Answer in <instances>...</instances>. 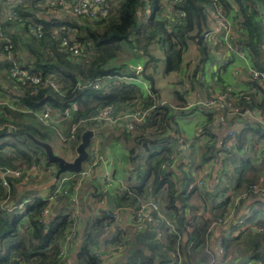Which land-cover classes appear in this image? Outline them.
I'll use <instances>...</instances> for the list:
<instances>
[{
    "label": "trees",
    "instance_id": "1",
    "mask_svg": "<svg viewBox=\"0 0 264 264\" xmlns=\"http://www.w3.org/2000/svg\"><path fill=\"white\" fill-rule=\"evenodd\" d=\"M67 1L73 2V0ZM34 2L36 1L34 0L29 4L31 8H37ZM103 2L107 7V15L103 19H93L90 22L91 24H88V19L85 17L75 18V20L38 17L32 12H28L29 10L26 7L20 5L16 7V11L24 20L23 25L16 24L13 21L1 23V32L12 27L20 30L23 35V38L19 40L16 38L10 39L11 54L13 55L18 48H21L24 51L23 56L31 57V62L29 64L25 62L24 68L29 73L39 76L43 83L49 76L54 75L57 79L59 91L42 86L33 93L34 87L31 84L23 87L19 85L22 92L18 98V103H12L11 105L0 103V128L4 125L9 126V130L0 135V153L4 150L11 152L5 160L0 157V169L16 170L21 165L28 169L32 165L39 167L42 164H45L46 167L54 166L57 168L56 164L47 161L44 151L33 144L28 138L29 136L40 142L48 143L51 147L59 141L65 145V140L69 138L72 128L80 120L86 119L100 109L110 106L116 110L117 106L125 105L130 106L131 110L137 108L149 110L152 106L159 104L156 94L154 95L151 91H148L146 95L143 87L133 81L120 82L112 86L107 93L80 87L83 83L93 82L100 78H108L111 81V79L120 76L133 77L126 66H110L122 54V44H127L137 50L144 49L147 53L152 43H161L159 47L164 57L163 71L165 75L180 74L179 80L182 82L184 80L187 82L195 80L197 69L193 70L190 76L184 78L186 76H184L182 70L183 60L190 42L198 46L202 62L208 60L209 55L203 36L201 37V43L197 40L203 30L209 31L208 13L210 11L216 17L221 16L231 20L233 32L238 34L235 38L238 45L237 51L247 53L250 66L264 73V17L262 16L264 11L263 14L260 13L261 9L264 10V0H182L174 6V10L180 11L183 16L181 18L172 17L173 22L169 21L168 18L167 20L164 18L163 11H165L166 6L163 0H103ZM110 3L115 4L112 6ZM246 3L249 4L248 8H251L250 10L245 6ZM141 9L143 11L147 9L145 14L148 15V20L144 25L138 22L137 11ZM29 23L43 26L44 35L41 40L29 37L26 34L25 30ZM60 27H67L72 30V34L75 36L74 42L85 51H89L87 64L59 56L54 50L51 57L49 55L47 57L43 56L42 52L51 31ZM47 47H52V44L49 42ZM96 49H100L98 55H95L96 52L94 53ZM230 64H234V61ZM1 66L6 69L7 78L10 80L9 70L11 65L4 64ZM177 86L180 90H174V99L181 107H184L186 102L180 87L181 84ZM248 86L254 93L252 95L247 94L249 100L247 102L240 101L238 103L239 108H252L259 116H264V86L252 79L248 82ZM141 97L143 101L138 102ZM46 108L56 110L58 113L63 112L66 108L71 111L69 126L62 139L59 137L54 124L51 122L46 124L40 120ZM151 114L152 117L145 120V122H153L154 128L159 126L164 129L165 125L169 126L172 114V109L169 106L163 104L161 107L152 110ZM240 118L242 117L240 116ZM94 125L98 124L84 123L75 130L74 140L69 145L73 152H75L80 141L81 133L92 129ZM163 133L164 131L153 135L151 143L155 141L164 142L160 138ZM249 133H252L253 137L264 140L263 126L254 125L239 130L234 137L238 150L247 141ZM208 134L211 138H214L211 133ZM125 135L127 136V134ZM171 152L172 147L164 145L159 152L149 154L145 159V173L147 178H152L151 194H156L166 187L164 198L166 208L178 215L182 213L184 206L176 207V203L181 202L182 197L177 191V182L172 177L173 173L166 165L169 160L171 162ZM190 152L191 154L185 165L189 172L198 171L201 165L214 160L217 156V150L213 142L204 145L202 149L194 144ZM98 159L100 160L99 156ZM98 162L95 168L98 166ZM238 174L235 180L236 189L244 190L248 195L252 194L250 187L257 181V167L244 159ZM184 176L187 177V174H184ZM90 181L96 184L94 192L97 201H100L103 198L104 184L97 178H91ZM9 182L11 187L13 183L11 180ZM143 193V187H133L126 188L122 195L124 200L128 202V206H135ZM45 206L46 203L33 200L31 204L26 206L24 215L14 212V214L8 216L0 210V243L4 242L5 245L4 250L0 248V264H62L59 247L72 225V215L57 216L49 221L38 222ZM230 207L231 203L229 201H222L219 206L220 211L214 216L213 222L223 219ZM23 220L27 221V226L23 230L25 234L17 242H12L11 236ZM155 220L156 223H162L157 216H155ZM113 222L112 213L107 212L103 213L96 226L105 229ZM212 223L206 220L202 224H197L193 220L188 223L192 227L190 231L186 230V226L177 227L176 234H171L167 230L165 235L167 249L179 253L180 264H184L181 261L182 247L183 251L186 252L187 250L189 253L202 252L207 249L208 231ZM183 237H185V240ZM106 244L115 249L124 246V233L117 230L107 240ZM14 255L17 256V260L14 259ZM98 257L89 247L81 248L78 253V259L84 264H98ZM252 259L264 264V239L256 242Z\"/></svg>",
    "mask_w": 264,
    "mask_h": 264
},
{
    "label": "crops",
    "instance_id": "2",
    "mask_svg": "<svg viewBox=\"0 0 264 264\" xmlns=\"http://www.w3.org/2000/svg\"><path fill=\"white\" fill-rule=\"evenodd\" d=\"M19 1L20 6L26 7L29 10L28 12H32L38 17L47 18L51 16L49 7L45 5V0H35L34 3H36L37 8H31L29 5L34 0ZM11 2L16 6L18 4L17 0H11ZM4 4V0H0V19H2ZM245 6L248 8L249 4L247 3ZM261 10L260 13L263 14L264 10ZM144 12H147V9ZM166 12L168 10L166 11L165 8L163 14ZM208 14L210 27L209 31L203 34V41L206 42L209 55L208 60L202 62L198 46L192 42L189 43L188 51L184 56L183 72L188 61H193L191 64L195 66L191 70L197 69L195 80H189V84L183 86L182 92L186 102L184 107H181L174 99V90H180V88L176 86L173 90V83L180 79V74L165 75L162 51L155 50L158 56L157 54L154 55V49L150 45L147 52L150 61L145 66L147 58L141 50L131 47L128 53L124 51L125 48L123 47L127 44L121 45L123 54L129 56L127 57L129 58L128 61L134 60L135 64L144 65L146 70L149 65L152 66L150 77L153 80L154 91L150 89V84L144 77L141 78V84H139L143 87L146 95L148 91H151L154 95H157L158 102H163L172 109L169 126L164 124V133L160 137L164 142L158 140L159 142L155 141L153 143L151 142L154 136L151 131L154 126L153 122L149 121L141 124L137 130L132 132L125 130L122 123L117 127H98L99 125H94L90 129L96 135L93 144L97 146L99 162H103V167L98 175H95L94 170L92 176L80 184L75 181L65 183V186L69 189V196L59 199L51 207L50 215L45 219V221H49L57 216L79 214V221L76 224L73 239L69 243L62 264H84L78 259V253L83 247L91 248L99 256L98 264H169L172 258L165 240L168 230L165 222H173L177 228L179 226L176 224V219L180 216L182 217L180 227H185L193 220L197 224H202L206 220L212 223L214 216L220 211V203L224 200L231 203V207L227 209V212H231V217L225 220L224 223L215 226L210 224L207 249L202 252L189 253L187 250L186 252L183 251L182 247L181 261L184 264H261L259 261L252 259V252L255 249L256 242L264 239V197L260 198L255 194H249L246 200H237L238 195L245 191L236 189L235 180L239 175L242 161L246 159L251 165L257 167L258 175L255 184L264 186V140L253 137L252 133H249L247 141L240 150L237 149L234 141L233 147L223 154L225 140L223 130L218 127V124L223 121L224 116L220 111V107L218 105L213 107L199 106V103L226 88L235 92L246 91L244 93L252 95L254 91L248 86L251 79L249 80L246 72V64L250 65V60L247 53H244L247 58L245 62L238 56L233 57L232 61H226V57L229 58L228 51L222 42L220 31L217 30L215 15L211 11ZM262 16L264 17V14ZM229 22L232 25L231 20ZM1 33L9 40L11 38L17 40L23 38L21 31L12 27L2 30ZM44 47L43 52L45 53L48 48L47 43ZM23 52L21 48H18L16 53H13L12 57L17 64L25 62L29 64L31 62V58L23 56ZM95 52L99 54L100 49L94 50ZM197 58L199 60L195 63ZM118 61V58H116L110 66H126L127 69L129 68V65L124 61ZM233 61L234 64H230ZM1 65L0 103L11 105L19 101L18 98L22 91L16 82H12L7 78V71ZM21 66H25V64ZM192 82L194 85H192ZM144 84L148 89L144 87ZM185 92H189V94ZM143 98L141 97L138 102L143 101ZM130 110V106L120 105L116 107L115 113L123 115ZM59 115V113H53L51 123L54 124L59 137L62 139L69 126V121H59ZM236 121L243 125L250 122L244 117H237ZM174 133L178 134L182 140L190 142L191 147L196 144L202 149L206 144L215 143L217 156L214 160L201 165L198 171L189 172L185 165L191 152L189 155L181 152L177 142L172 139ZM208 133H211L214 138H211ZM164 145L172 147L171 156H173V159L171 162L169 160L166 165L173 173L172 177L177 182V191L182 197V201L176 203V207L184 206L182 213L178 215L166 208L164 202L166 187L156 194H151L152 178H147L145 173L146 157L149 154L159 152ZM52 149L56 155L67 160H71L75 154L60 141L54 144ZM256 149H259L257 150V156L254 155ZM9 153L11 152L2 151L0 153L2 160H5ZM56 170L54 166L46 167L45 164H42V166L36 168L35 174L28 183L24 185L14 183L8 189L0 185L1 212L11 216L15 212L14 206L21 200L36 193L49 192L56 182L54 180ZM184 174H187V177H183ZM202 174H205V186L190 190L191 182ZM246 177L248 176L246 175ZM91 178H97L101 182L104 178L109 179L110 184L104 186V191H108L113 205L118 210L113 224L105 229L96 226V223L102 218L103 213L112 212L106 208L104 195L103 205L99 204L102 199L97 201L94 192L96 184L90 181ZM133 187H143L142 197L150 195L158 203L161 215L158 219L162 223L151 225L146 222L132 221L128 202L124 200L122 194L126 188ZM255 203L259 204V208L253 216L249 217L247 210ZM25 226H27V221L23 220L19 223L16 231L11 236L12 242H17L25 234L23 232ZM117 230L125 235V244L122 249H115L106 244L107 240ZM183 238L185 240V237ZM219 242L221 243L220 248L217 247ZM0 248L1 250L5 249L4 242L0 243ZM14 259L17 260V256Z\"/></svg>",
    "mask_w": 264,
    "mask_h": 264
},
{
    "label": "built area",
    "instance_id": "3",
    "mask_svg": "<svg viewBox=\"0 0 264 264\" xmlns=\"http://www.w3.org/2000/svg\"><path fill=\"white\" fill-rule=\"evenodd\" d=\"M18 4L20 5V1L17 0ZM182 0H163L164 5L166 6L167 18L169 21H172V17H182L183 14L178 11L174 10V6L179 4ZM4 10L2 12V19H0V26L1 23L4 21H13L16 24L23 25L24 20L16 11V4H13L11 0H4ZM45 5L49 7L51 17L57 19H72V18H79L85 17L86 19H93L98 18H105L107 15V7L105 6L103 0H73V2H68L67 0H45ZM53 8V9H52ZM63 18V19H62ZM95 19V20H96ZM223 17H216L215 16V23L217 24V30L220 31L222 42L225 44L228 56L230 61L233 57H239L244 62L247 60L244 53H239L237 51L238 45L236 39L232 34V26L227 21L222 20ZM148 20V15L144 14L142 17V24H146ZM176 21V19H175ZM1 30V29H0ZM26 34L29 37H33L37 40H41L44 35L43 26L39 24L29 23L26 27ZM70 30L67 27H60L54 28L50 36L47 38L48 41L46 42L47 45L50 42L52 47L47 48V53L51 57L53 55L52 51L54 50L59 56L64 58H68L75 62H82L84 64L88 63L89 58V51H85L81 46H79L76 42H74L71 37H69ZM69 35V36H68ZM50 48V50H49ZM12 45L10 40L5 38L0 31V64L11 65L9 70L10 80L16 82V84L20 86H26L27 84H31L34 89L33 93L37 91L38 88L42 86H46L51 88L54 91H59V87L57 84V79L55 76H49L46 81L43 83L41 78L35 74L29 73L24 66L18 65L11 56ZM133 75V77L127 76H120L108 80V78H100L96 79L93 82H86L80 85L81 88H88L93 91H100L102 93H107L108 90L117 85L120 82H129L133 81L136 82V78H142V68L140 66L129 67L128 68ZM141 72V73H140ZM246 72L247 75L254 81L260 83L264 86V73L252 68L248 63L246 64ZM249 100L248 96L244 92H235L231 89H223L217 93H214L209 99L199 103L200 107H213L214 105H218L220 107V111L223 114V121L218 124V127L223 130V138L225 140L223 145V154L230 150L233 147L235 133L239 129H247L248 127H253L254 125L264 126V116H259L252 108H239L238 103L240 101L247 102ZM18 103V102H17ZM163 103L159 102L157 106H152L149 110H142V109H132L123 115H119L115 113V110L108 106L104 109L98 110L96 113L90 115L86 119L80 120L71 131V134L68 139L65 140L67 145L69 146L71 142L74 140L75 130L84 123H97L100 127L108 126H119L122 123L125 130L128 132H132L138 129V127L145 123V120L152 117V110H155L158 107H161ZM53 113L58 114L56 110H52L50 108H46L45 113L40 117V120L44 123L51 122V115ZM59 121L68 120L71 116V111L66 108L63 112L59 113ZM244 117L250 120L248 124H239L237 123V117ZM53 121V120H52ZM58 121V122H59ZM230 122V124H228ZM164 129L162 127H155L151 131L153 135L160 134ZM93 132V131H92ZM96 139V135L93 132V136L91 138L90 149L88 150V161L86 160L81 167V170L78 173H70L66 172L57 178L54 187L44 194H33L30 197H27L20 202H18L14 206V210L16 214L24 215L26 206L31 204L33 200H40L46 203L45 208L40 214L38 222H44L45 219L50 215L51 207L61 198H65L69 196V189L65 186L67 182L75 181L77 184H80L84 180L90 178L94 172L96 163L98 162V150L96 144L93 142ZM172 139L177 142L181 152L185 155H189L191 151V143L184 141L181 137L174 133ZM89 148V147H88ZM170 159H173V156H170ZM36 166L32 165L30 168L26 169L19 168L16 170L12 169H0V185L4 188L10 187L9 180L12 183H18L24 185L28 183L33 175L36 172ZM66 174V175H65ZM205 174L201 175L196 180H193L190 184V190L196 187L203 188L205 186L204 183ZM102 184L104 186H108L110 184L109 179L104 178L102 180ZM126 190V189H125ZM251 193L257 195L260 198L264 197V186L259 184H254L250 187ZM248 197L247 192H242L238 195L237 200H246ZM220 203V202H219ZM100 205L104 204V200L99 203ZM259 208V204L255 203L252 204L248 210L247 215L249 217L255 214V211ZM129 211L131 214V218L133 222H146L151 225L156 224L155 216L160 217L159 205L158 203L150 196L146 195L142 197L135 206H129ZM117 213H112V216L116 217ZM231 217V212H227L223 219H218L212 223V226L224 223L225 220ZM72 218V225L68 230L67 236L61 242L59 247V256L61 258V262L65 259L69 243H71L76 224L79 221V214H73ZM165 226L168 228L171 234H176V225L173 222H165ZM191 225H186V230H191ZM221 243L217 244V247L220 248ZM124 246L119 247L118 249H122ZM171 261L169 264H180V257L178 252H171ZM23 264V263H19Z\"/></svg>",
    "mask_w": 264,
    "mask_h": 264
},
{
    "label": "water",
    "instance_id": "4",
    "mask_svg": "<svg viewBox=\"0 0 264 264\" xmlns=\"http://www.w3.org/2000/svg\"><path fill=\"white\" fill-rule=\"evenodd\" d=\"M50 18H54V17L50 16ZM205 32L206 31L203 30L202 34L199 36V38L197 40L199 43H201V37L203 36V34ZM141 51H142L143 55L147 58V60L145 62V66H147L148 62L150 61V56L145 52L144 49H142ZM144 79L149 82L150 89L152 91H154L152 78L144 75ZM8 130H9V126H7V125L2 126L0 128V135L5 134ZM92 136H93V132L91 130H85L84 132L81 133L80 141H79V143L75 149V157L72 160H66L63 157L56 155L54 153L51 145H49L48 143L40 142L31 136H29L28 138L31 140V142L33 144L40 147L44 151L46 159L48 162L56 164L57 170H56L55 175H54V180H57L59 175H61L63 173H66V172L78 173L81 170L82 165L84 164V162L88 158L87 149L91 143ZM102 167H103V162L100 161L98 166L95 168V175L99 174V171L102 169ZM103 195L105 197L106 208L109 211H111L112 213H115V214L118 213V210L113 205L112 198H111L110 194L108 193V191H106V190L103 191ZM181 219H182V217H180V216L177 217V219H176V224L179 227H180Z\"/></svg>",
    "mask_w": 264,
    "mask_h": 264
},
{
    "label": "rangeland",
    "instance_id": "5",
    "mask_svg": "<svg viewBox=\"0 0 264 264\" xmlns=\"http://www.w3.org/2000/svg\"><path fill=\"white\" fill-rule=\"evenodd\" d=\"M112 6L115 4H113V3H110ZM247 4V3H246ZM53 9V8H52ZM163 10V9H162ZM138 12V22L142 25V17H143V15L145 14V12L141 9V10H139V11H137ZM167 13V12H166ZM166 13H164V15H165V17L164 18H166L167 17V15H166ZM72 20H75V18H72ZM166 20H167V18H166ZM222 20H224V21H227V23L230 21L229 19H225V18H223ZM92 20H90V19H88L87 20V22H88V24H91L90 22H91ZM168 22V21H167ZM230 23V22H229ZM230 25H231V23H230ZM73 33V31L72 30H70V32H69V35L71 36V39H74V35L72 34ZM232 34H233V36H234V39L238 36V34L237 33H234L233 32V29H232ZM156 44V42H154L153 44H151L152 45V49H154V55H156L157 54V52H155V50L156 51H158V52H161L162 50H161V48L159 47L160 46V44L161 43H159V44H157V45H155ZM123 47L125 48V52H130V48L131 47H128V45H123ZM151 49V50H152ZM153 52V51H152ZM42 54H43V56H45V57H47L48 56V53L47 52H42ZM95 55H98L97 53L95 54ZM11 56H12V54H11ZM157 56H158V54H157ZM127 57H129V56H126V54H123V51H122V54L120 55V56H118V62H120V61H124V63H126L127 65H129L128 67H137V66H140L141 68H142V77H144V75L145 76H151L150 74H152V66L151 65H149L148 66V68H147V70H146V68H145V66L144 65H142V64H135V62H134V60H132V61H128L129 60V58H127ZM31 58V57H30ZM22 59L24 60V58L22 57ZM187 59V58H186ZM199 60V58H197V60L195 61V63L197 62ZM126 61V62H125ZM225 61V60H224ZM226 61H230V58H227L226 57ZM25 62V61H24ZM191 62H193V61H188L187 63H186V65H185V67H184V76H186V77H184V78H187L188 76H190L191 75V73L193 72V70H191V69H193L195 66H194V64H191ZM244 62V61H243ZM263 62H264V60H263ZM223 63V62H222ZM23 64H25V63H23ZM23 64H18V65H23ZM152 78V77H151ZM135 81L136 82H134V83H140L141 84V79L139 78H136L135 79ZM178 84H181V88L183 89V86L184 85H186V84H189V82H187V81H183V83H182V81L181 80H176L175 81V83H173V90H174V88L178 85ZM192 85H194L193 84V82H192ZM144 87L145 88H147L146 86H145V84H144ZM148 89V88H147ZM148 91V90H147ZM244 92H246V91H244ZM185 93H187V94H189V92H185ZM163 103V102H162ZM92 141V140H91ZM65 147H67L68 149L70 148V146H68L67 145V143L64 145ZM88 150V149H87ZM257 150H259V149H256V151H255V153H254V155L255 156H257L256 154H257ZM253 155V156H254ZM254 156V157H255ZM75 157V154H74V156H73V158ZM72 158V159H73ZM65 159V158H64ZM71 159V160H72ZM67 160V159H66ZM25 166L24 165H22L20 168H24ZM19 169V168H18Z\"/></svg>",
    "mask_w": 264,
    "mask_h": 264
}]
</instances>
